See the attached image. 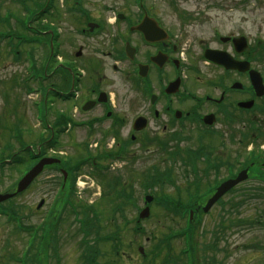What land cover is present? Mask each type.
Segmentation results:
<instances>
[{
    "label": "flooded vegetation",
    "instance_id": "obj_1",
    "mask_svg": "<svg viewBox=\"0 0 264 264\" xmlns=\"http://www.w3.org/2000/svg\"><path fill=\"white\" fill-rule=\"evenodd\" d=\"M218 1H129L114 13L98 3L88 2L89 6L83 0H73L65 11L71 21L66 42L62 41L61 14L54 9L50 24L55 55L52 68L48 71L45 67L47 79L43 81L41 101L42 122L47 130L37 138L31 165L43 157L59 162L45 164L27 188L42 193L41 208L45 204L70 203L68 198L81 179H85L87 190H92L95 183L93 179L89 182L88 176L93 174L86 166L113 159H123L130 166L129 180L137 189L141 180L138 169L149 172L157 161H167L183 178L179 184L180 204H205L223 180L235 178L244 169L245 179L214 203L229 204L227 229L235 235L237 246L236 204H264V36L252 38L244 29L246 23L252 25V17L264 15V0H231L232 7L227 9H219ZM91 11L96 16L89 20ZM218 11L228 13V21L232 22L222 36L218 34L222 29ZM237 12L241 18L235 17ZM112 14L115 16L111 21ZM260 21L255 23H264ZM212 22L216 24L203 33L200 26ZM62 45H70V53ZM207 50L226 52L245 62L247 69L216 64L205 58ZM104 57L111 58V70L118 73L124 95L122 107L106 82ZM251 68L259 72L260 95L253 87ZM246 102L251 104L241 105ZM129 110L131 116L126 114ZM69 146L71 152L61 151ZM238 148L245 150L246 158L239 157L244 160H236ZM85 149L88 152L81 154ZM82 157L91 161L83 166L88 176L78 168L82 164L77 160ZM152 179L153 175L150 183ZM107 180L103 181L110 191L106 195L116 194L115 204H120V199H125L126 205L138 203L132 187L122 198L115 191V184L123 186L128 181ZM57 193L60 196L55 201ZM256 213L247 229L259 231L260 237H251L246 252L256 253L257 260L252 264H264V205ZM205 215L194 217L191 232L183 223L186 247L180 250L181 264L221 262L219 236L212 248L204 242L196 243L194 228ZM41 222V252L48 255L57 250L55 222L52 216L46 221L42 216ZM218 223L219 233L223 234L225 223ZM78 250L80 255L102 253ZM156 252L151 250V257ZM243 260L244 256L240 262ZM251 260L246 258L245 263Z\"/></svg>",
    "mask_w": 264,
    "mask_h": 264
},
{
    "label": "rangeland",
    "instance_id": "obj_2",
    "mask_svg": "<svg viewBox=\"0 0 264 264\" xmlns=\"http://www.w3.org/2000/svg\"><path fill=\"white\" fill-rule=\"evenodd\" d=\"M130 1V0H129ZM127 0H103L102 2L97 1V0H83V3H101V5L105 4L106 2L108 4H113L114 6L120 7V5L124 4L125 2H129ZM220 5L218 6L219 9H226V8H231V5H229L228 0H220ZM221 2L223 4H221ZM55 9H57L61 14V19H62V41L66 42L69 40L70 37V28H69V23L71 22L68 13L66 14V6L64 4V0H55ZM132 4V3H131ZM68 5H70V2H68ZM100 5V4H99ZM90 6V5H89ZM176 6V5H175ZM34 7V6H33ZM123 7V6H122ZM177 7V6H176ZM11 10V12H15V16H20L22 15L23 11H20V7L18 3L15 0H0V14H4L5 11ZM19 10V11H18ZM92 15L95 17L96 13L95 11H91ZM222 11H218V19L221 21V26L222 29L220 32L227 33L229 30V26L232 24V22L228 21L229 16L228 13H224ZM107 15L108 14H105ZM235 17L238 18L240 17V12L235 13ZM15 16L10 19V24L12 25L13 28H15L16 20ZM214 18V16H212ZM241 18V17H240ZM264 20V15H259L256 17H252V25L251 23H246V28L245 31L252 35V38L255 37V35H263L264 36V23H255V21H260ZM45 24L46 22H52V17H44V20H42ZM40 21H32L34 25L39 24ZM261 22V21H260ZM213 24H216L212 22L211 24L208 25H203L200 26L201 30L203 33H207L208 28H211ZM32 25V26H34ZM73 25V23H72ZM252 26V27H250ZM35 27V26H34ZM250 27V28H248ZM0 30L5 31L7 30L6 25L4 26L2 23H0ZM19 31H22L20 28H18ZM28 34H32L29 32ZM7 39H1L0 40V147L2 144H4L7 141H12L9 137V131L14 132V120L19 123V126L22 125H28V126H34L36 124L35 120V108L33 102L36 100V94L34 92H26L24 90L22 82V77L25 76V67H26V62L24 60L20 62H16L12 59V54H10L8 51L7 47ZM108 47L105 46L104 49H107ZM32 50L33 56L35 57V61H37V66L42 64L43 58H46L47 55V47L46 45H35L34 43L26 45L23 47V52L26 50ZM62 49L66 51V53H70L71 47L63 46ZM26 55L23 53V59ZM111 58L110 57H104L103 58V63H104V74L106 76V82L107 84H111V88L113 89L115 93V100L120 101L119 103L121 104L120 107H122L121 100L124 98V95H122V86L120 83V80L118 78V73L112 72L111 70ZM21 84V85H20ZM30 86L35 87V83L29 82ZM110 88V87H109ZM126 88V86H125ZM125 92V90H124ZM123 92V93H124ZM11 109V110H9ZM126 114L128 116H131V111H127ZM36 128V127H34ZM14 142V141H12ZM79 142V141H78ZM76 142V143H78ZM65 145V143H62ZM71 148L67 147H62L61 150L66 151L67 153L69 152ZM7 153V152H6ZM83 154V153H81ZM124 162H117L112 163L113 169H110V178L111 181H113L116 177L119 178L120 180L124 181L125 183L128 181L126 185L120 186L116 184L118 187L117 188H128L132 187L136 189V186L131 183V180L129 178H132L128 176V171L127 169L130 167L128 165H124ZM134 163V162H133ZM128 166V168H127ZM139 171L142 170V167L138 169ZM137 170V171H138ZM162 170V169H161ZM83 173L88 174L87 170H84ZM89 175V174H88ZM87 175V176H88ZM18 176V171H16L15 168L13 167H6L4 166L2 169H0V193H4L5 191H8L11 187L12 184L15 182L14 180ZM94 176V175H93ZM93 176H88L90 177V181L93 179L95 183V187L93 186L92 190H87L86 185L83 184V189L81 185L78 187L80 188L81 195L79 193H76L77 198L81 199L80 196H86V198L89 201H94L96 204L93 205V212H95L94 216L97 215V212L102 211V214H100V219L98 218L97 221L93 219L95 225L99 224L102 226L101 230L99 231V235H111V234H116L115 229L118 228L116 225H121L122 226L125 224V220L128 218L126 227V234H125V239L123 248L127 247L129 244V240L133 237V243L127 247L126 249H129L133 251V248H136L138 245H142L144 248H148V243L145 242L146 237H153L151 240V243H157L158 249H162V243H161V237L164 234H168L170 229H177L179 226H181V221L179 219H175V221H171V219L175 216L171 212L164 211V209H161L158 207L157 204H152V214L150 215V218L145 220L144 222L141 223V226L144 228V232L142 234L135 235V233L129 234L130 231H128V226H131V220L133 216L135 215L136 212V207L141 205V204H123V211L122 214L115 211V203L118 200V197L111 196V195H106V196H101L103 192H110L109 188L106 187L105 183L101 182L98 179H95ZM132 176V175H131ZM176 182L179 184H182L183 178L180 175L176 176ZM118 182V181H117ZM206 183V182H205ZM97 185V186H96ZM97 187V188H96ZM96 188V189H95ZM171 188L166 185L162 186V189L160 186L156 185L154 187V190L156 191L159 189L160 191H165L166 193L170 192L171 193ZM136 195V191L134 192ZM80 195V196H79ZM42 193L38 192L37 190L33 189L32 191H26L23 194H20L18 196H15L12 198L11 201H3V204L6 205H11L13 204L17 212H19L22 216V222L27 226L28 228H34L37 227L41 222L42 214L44 208L42 209H36V204L41 198ZM165 196V195H164ZM115 197V198H114ZM121 200V199H120ZM10 202V203H9ZM76 211H78L77 215L75 213V209L73 210L69 207H66L61 210L59 217L55 219V230L53 233L56 234L57 236V241L59 242L58 250L60 252V260L61 264H83L82 261H79L78 255V250L76 248H80L79 240L81 238V235L79 234V228H78V222L75 221V219H81L82 217L86 216L87 212L83 211L82 207H86L87 205L90 206L91 204H82L80 206L79 204H74ZM84 205V206H83ZM263 204H250L249 206L245 207L243 210L244 212L241 213V216H245L246 218L248 216H253L256 215L257 213V207L262 208ZM229 209V205L226 204V210ZM113 210V211H112ZM82 211V213H80ZM108 211V212H106ZM220 206H216L209 214H206L205 216L202 217V220L200 222L196 223V231H197V245L201 242H204L206 246H209L212 248L214 243L216 242L217 236H219V240L221 241L219 248L221 250L219 254V259L220 263L219 264H248L246 262L247 259H251L249 264H252L254 261L257 259L256 253L252 252L253 255L250 253H247V249L250 248L249 245V240L251 237H260L259 231H254V230H249L244 227H239L237 228V233H236V243L237 246L235 245V235H232V230H228L227 228L229 227V218L227 217V214L225 212V215H218L220 212ZM116 212V213H112ZM122 216H121V215ZM76 216V217H75ZM224 217H227L228 219H224ZM97 218V217H96ZM174 219V218H173ZM218 219V220H217ZM100 220V221H99ZM220 220H224L225 226L227 230L223 232V234L219 233L220 232V227L219 223ZM123 221V222H122ZM92 224V223H91ZM116 227V228H115ZM242 232H241V231ZM33 233L28 237V244L31 242V238L33 237ZM92 237L95 236L94 234L91 235ZM155 240L154 241V239ZM27 238V233L20 232V231H15V229L12 226V223H8L3 216H0V264H5L6 260H8V264L12 263L11 261V255H18V264H26L24 259L25 254L22 253L23 251H20L21 248L23 247L25 241ZM150 240V239H149ZM37 243V241H36ZM128 243V244H127ZM175 243L180 246L181 242L178 240L175 241ZM98 248L103 249H109L111 248V243H106L102 244L99 242ZM176 245V246H177ZM155 247V245H154ZM153 247V248H154ZM165 249V248H164ZM20 251V252H19ZM49 255L46 259L47 264H55L54 258L52 256V252L49 251ZM130 252V251H129ZM163 252H165L163 250ZM131 253V252H130ZM259 254H262L260 252ZM134 255V254H133ZM9 256V259L7 258ZM77 256V257H76ZM173 256V259L178 262L177 257L174 255V250L167 256L170 257ZM244 260L243 262H240L241 259ZM39 260H41L40 257H38ZM105 259V258H104ZM101 257H98V262L102 263L104 260ZM129 256L125 257L124 260L125 262L117 261V263H109V264H133L131 263V260L129 261ZM136 264V262H134ZM108 264V263H107ZM160 264V263H158Z\"/></svg>",
    "mask_w": 264,
    "mask_h": 264
},
{
    "label": "water",
    "instance_id": "obj_3",
    "mask_svg": "<svg viewBox=\"0 0 264 264\" xmlns=\"http://www.w3.org/2000/svg\"><path fill=\"white\" fill-rule=\"evenodd\" d=\"M216 60L220 63H224L225 65H228L229 67H231L232 65L227 64V62H225L220 55L215 57ZM257 80L256 77H253V81L255 83V81ZM248 105V104H246ZM39 170V166L35 167L34 169H32V171L30 172V174L23 178L22 180H20L19 184H18V191L23 190V188L28 184V182L30 181V179L38 172ZM241 177L239 176L236 180H233L232 182L227 181L224 184H222L218 190L216 191L215 195L212 197V199L209 201V204H207L206 208L209 207L212 203V201H214L219 195H221L227 188H229L233 183H235L236 181H238ZM9 195H0V200L3 201V199H5L6 197H8Z\"/></svg>",
    "mask_w": 264,
    "mask_h": 264
}]
</instances>
